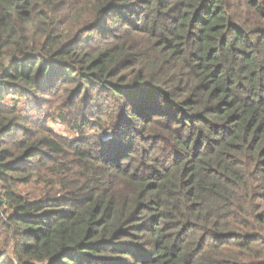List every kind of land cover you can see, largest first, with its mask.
<instances>
[{
    "label": "trees",
    "instance_id": "obj_1",
    "mask_svg": "<svg viewBox=\"0 0 264 264\" xmlns=\"http://www.w3.org/2000/svg\"><path fill=\"white\" fill-rule=\"evenodd\" d=\"M0 264H264V0H0Z\"/></svg>",
    "mask_w": 264,
    "mask_h": 264
},
{
    "label": "rangeland",
    "instance_id": "obj_2",
    "mask_svg": "<svg viewBox=\"0 0 264 264\" xmlns=\"http://www.w3.org/2000/svg\"><path fill=\"white\" fill-rule=\"evenodd\" d=\"M50 126L53 128L54 131L57 132V134L66 136V137H73V134L66 128L65 126H62L60 123L55 122L53 124H50Z\"/></svg>",
    "mask_w": 264,
    "mask_h": 264
}]
</instances>
